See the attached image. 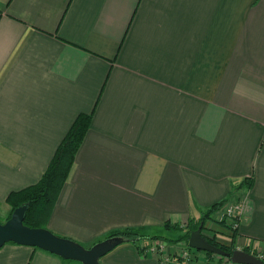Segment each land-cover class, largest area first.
Masks as SVG:
<instances>
[{"label": "crops", "instance_id": "crops-1", "mask_svg": "<svg viewBox=\"0 0 264 264\" xmlns=\"http://www.w3.org/2000/svg\"><path fill=\"white\" fill-rule=\"evenodd\" d=\"M83 112L47 228L85 246L127 227L161 236L238 200L224 231L264 254V0H0V214ZM140 246L101 262L161 264ZM0 264L81 263L10 242Z\"/></svg>", "mask_w": 264, "mask_h": 264}, {"label": "trees", "instance_id": "trees-1", "mask_svg": "<svg viewBox=\"0 0 264 264\" xmlns=\"http://www.w3.org/2000/svg\"><path fill=\"white\" fill-rule=\"evenodd\" d=\"M92 120L93 113H80L75 118L68 132L65 134V136L59 143L55 154L51 159L47 170L43 174L42 178L35 184H32L19 191H13L9 194L6 200L11 207V212L8 218L11 216L15 208H17L21 204L29 203L30 207L25 217V224L33 227H46V218H48L51 208L54 206V203L57 201L63 187L69 179L72 168L76 161L77 153L88 131L90 130ZM226 202L227 201L224 200L222 202L216 203L209 209L205 210L198 221H192L194 219L189 220L188 230H186L185 233H182L179 236V239H184L188 243L191 232L197 229L201 224L203 225L202 231H204L207 219L212 218L216 210ZM235 219H237V217ZM222 225L223 227L225 226L224 228H230V230L232 229V226H230L229 224L226 225L225 221H222ZM178 226L179 225L172 224L170 222H166L165 224V227L169 229H175ZM232 233L234 234L235 230L232 229ZM115 235L123 236L128 239V242L135 244H142L143 241H146L145 246H140L141 252L143 253L145 250L144 248L148 246L149 240L157 239L160 237L157 235L149 236L143 233L140 228L135 227H127L123 229L114 230L110 232L106 237ZM204 236L211 243L222 247L226 251L232 252L236 249L234 246V236L231 237V244L221 243L216 240L215 236L209 237L206 234H204ZM203 252H205L209 256L214 255L211 252ZM176 259L180 262L182 261V259L178 256H176Z\"/></svg>", "mask_w": 264, "mask_h": 264}, {"label": "water", "instance_id": "water-1", "mask_svg": "<svg viewBox=\"0 0 264 264\" xmlns=\"http://www.w3.org/2000/svg\"><path fill=\"white\" fill-rule=\"evenodd\" d=\"M29 203L15 208L11 216L0 221V247L7 243L29 245L56 254L66 260L78 261L82 264H103L101 258L117 246L128 242V239L115 235L99 240L91 246H85L69 237L60 236L47 227H33L25 224ZM203 225L191 232L189 247L218 254L236 264H264L263 259L246 250L235 249L232 252L211 243L202 232Z\"/></svg>", "mask_w": 264, "mask_h": 264}, {"label": "rangeland", "instance_id": "rangeland-1", "mask_svg": "<svg viewBox=\"0 0 264 264\" xmlns=\"http://www.w3.org/2000/svg\"><path fill=\"white\" fill-rule=\"evenodd\" d=\"M10 206V205H9ZM5 211V210H3ZM8 213L4 212L3 214H0V220L3 222L5 221L8 217ZM200 218L198 219H194L192 221H198ZM207 220H209L210 224H206L205 225V231L206 234L209 237H216V240H218L221 243L224 244H229L230 243V239H231V233L229 232V234L224 231V230H230L227 228H224L222 225V222H220L216 216L213 215L212 218H208ZM219 225L221 229L216 228L213 225ZM226 225H228L225 222ZM44 225V224H43ZM213 226L216 228V232H214L213 230H209L210 228L208 226ZM217 225V226H218ZM188 226H189V221L185 224H181L179 225L177 228L175 229H169L166 230L165 232H159L161 234V236L157 239H153V240H149L148 245H152V246H161V248H165L170 254H175L176 256L180 257L181 259L183 258V256L185 255H191V257H193V259L196 261L195 264H229L228 262V258L220 256L218 254H214V255H207L205 252L203 251H197L194 249H191L189 247V242L187 243L186 240L184 239H179V236L182 233H185L186 230H188ZM223 228V229H222ZM223 230V232L221 231ZM232 230V229H231ZM146 241H143V245L145 244ZM183 260V259H182ZM182 262V261H181Z\"/></svg>", "mask_w": 264, "mask_h": 264}, {"label": "built area", "instance_id": "built-area-1", "mask_svg": "<svg viewBox=\"0 0 264 264\" xmlns=\"http://www.w3.org/2000/svg\"><path fill=\"white\" fill-rule=\"evenodd\" d=\"M242 210V204L238 200L233 201H227L224 203L221 207H219L214 216L217 217V219L222 222L225 221L227 224L232 226V229L235 230L239 226V212ZM237 217V219H235ZM143 245V243L141 244ZM148 245L144 249V253L147 251H153L155 254H157L159 261L161 264H195L196 261L191 257V255H185L183 256L182 262L178 261L176 259L175 254H170L165 248H161V246H152ZM258 257L261 259H264V254H258ZM229 264H236L228 259Z\"/></svg>", "mask_w": 264, "mask_h": 264}]
</instances>
